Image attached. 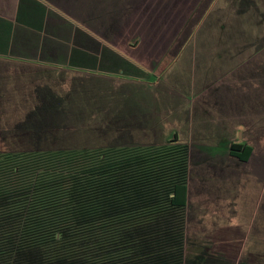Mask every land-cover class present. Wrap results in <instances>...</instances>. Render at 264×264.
I'll return each instance as SVG.
<instances>
[{
  "label": "rangeland",
  "instance_id": "obj_1",
  "mask_svg": "<svg viewBox=\"0 0 264 264\" xmlns=\"http://www.w3.org/2000/svg\"><path fill=\"white\" fill-rule=\"evenodd\" d=\"M172 1L161 0V29L174 23L175 38L167 42L161 32L157 56L127 54L149 72L146 77L0 64V152L162 145L175 138L189 148L187 264H264L263 220L256 210L264 182L254 175L264 138L241 134L254 153L240 162L228 144L200 140L209 120L197 110L202 93L222 79L238 86L245 71L264 87V50L256 55L241 47L248 43L247 24L264 18V0H180L175 19L165 8ZM135 21L137 28L152 22L146 14ZM166 54L173 62L155 78ZM213 128L214 135L223 131Z\"/></svg>",
  "mask_w": 264,
  "mask_h": 264
},
{
  "label": "trees",
  "instance_id": "obj_2",
  "mask_svg": "<svg viewBox=\"0 0 264 264\" xmlns=\"http://www.w3.org/2000/svg\"><path fill=\"white\" fill-rule=\"evenodd\" d=\"M263 20L241 42L256 55ZM252 151L231 144L229 155L245 163ZM188 175L189 148L175 138L0 152V264H187Z\"/></svg>",
  "mask_w": 264,
  "mask_h": 264
},
{
  "label": "crops",
  "instance_id": "obj_3",
  "mask_svg": "<svg viewBox=\"0 0 264 264\" xmlns=\"http://www.w3.org/2000/svg\"><path fill=\"white\" fill-rule=\"evenodd\" d=\"M180 3V0H173L167 4L165 8L169 9L170 17L176 18L173 10ZM140 14L148 15L152 22L135 27L136 17ZM173 24L168 29H161V0H0V64L143 78L150 75L149 72L127 54L133 58L138 55L137 59L157 56L161 51V48L156 50L161 47V32L167 42L179 32V27ZM144 32L148 34L145 42ZM140 48L144 55L138 52ZM213 65L210 63L209 71L213 69L215 73ZM259 70L253 71L261 76ZM249 73L245 71L236 78L238 86L222 79L218 82L219 87L212 86L210 94L202 93L197 110L202 119V113L206 114L209 127L206 132H201L200 140L217 145L251 146L240 139L241 134L255 137L258 142L264 138V87L256 80L255 74ZM207 83L209 81H205ZM213 124L217 131L218 128L223 131L214 135ZM225 135L224 142L213 140V137L223 138ZM253 153L245 163L250 161ZM255 169L254 175L264 182V154L259 156ZM260 193L262 200L257 203L256 210L262 215L263 229L264 185Z\"/></svg>",
  "mask_w": 264,
  "mask_h": 264
}]
</instances>
